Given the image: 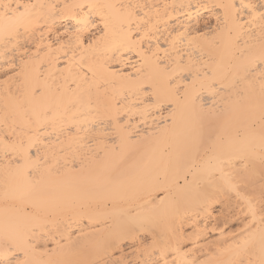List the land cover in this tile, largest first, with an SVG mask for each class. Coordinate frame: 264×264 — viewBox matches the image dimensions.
Returning <instances> with one entry per match:
<instances>
[{"label":"bare ground","instance_id":"bare-ground-1","mask_svg":"<svg viewBox=\"0 0 264 264\" xmlns=\"http://www.w3.org/2000/svg\"><path fill=\"white\" fill-rule=\"evenodd\" d=\"M0 264H264V0H0Z\"/></svg>","mask_w":264,"mask_h":264}]
</instances>
